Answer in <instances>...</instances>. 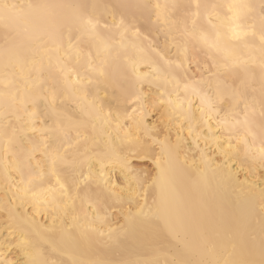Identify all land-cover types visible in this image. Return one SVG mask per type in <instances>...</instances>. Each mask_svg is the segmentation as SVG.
I'll return each mask as SVG.
<instances>
[{"label":"snow or ice","instance_id":"snow-or-ice-1","mask_svg":"<svg viewBox=\"0 0 264 264\" xmlns=\"http://www.w3.org/2000/svg\"><path fill=\"white\" fill-rule=\"evenodd\" d=\"M0 264H264V0H0Z\"/></svg>","mask_w":264,"mask_h":264},{"label":"bare ground","instance_id":"bare-ground-1","mask_svg":"<svg viewBox=\"0 0 264 264\" xmlns=\"http://www.w3.org/2000/svg\"><path fill=\"white\" fill-rule=\"evenodd\" d=\"M113 2H115V0H113ZM255 2H258V0H255ZM161 42H163V37L161 36ZM241 179H243L244 177H243V174H241V177H240ZM37 219H39V217H37Z\"/></svg>","mask_w":264,"mask_h":264}]
</instances>
